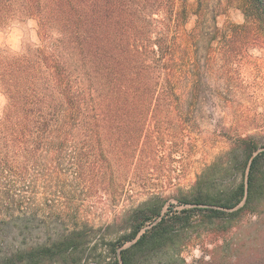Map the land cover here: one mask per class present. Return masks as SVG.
<instances>
[{"label": "trees", "instance_id": "obj_1", "mask_svg": "<svg viewBox=\"0 0 264 264\" xmlns=\"http://www.w3.org/2000/svg\"><path fill=\"white\" fill-rule=\"evenodd\" d=\"M247 2L242 25L219 28L215 17L206 35L207 57L215 49L226 50L227 38L264 36V0ZM15 17L36 22L38 42L18 52L0 50V89L7 97L0 118V238L5 251L0 264H77L85 252L88 223L43 246L13 250L7 237L32 238L34 223L45 213L79 214L63 191L47 190L45 202L37 203L36 182L104 179L108 157L95 150L103 132L117 129V118L127 135L121 162H142L150 160L149 153L157 154L166 134L159 127L151 132L145 121L158 120L173 112L172 105L193 102L199 94L194 66L177 58L186 8L178 0H0V23ZM198 31L197 24L189 35L195 47L202 37ZM256 151L249 137H240L237 146L202 170L184 202L203 206L192 210L215 217L241 215L256 199L264 161V151L253 156ZM67 152L72 153L68 159L63 156ZM141 171L126 173L128 179L115 194L137 192L146 199L121 214L124 233L109 243L112 259L94 264H137L165 246L176 221L192 212L162 215L165 195L151 191ZM227 177L226 184L216 185ZM56 193H63L65 201L52 206L49 197Z\"/></svg>", "mask_w": 264, "mask_h": 264}, {"label": "rangeland", "instance_id": "obj_2", "mask_svg": "<svg viewBox=\"0 0 264 264\" xmlns=\"http://www.w3.org/2000/svg\"><path fill=\"white\" fill-rule=\"evenodd\" d=\"M247 4V0H178V6L186 8L187 19L177 34V58L187 67L194 66L199 79L198 97L193 102L172 105L173 112L158 120L149 117L145 121L151 132L159 127L166 134L157 154L149 153L150 160L121 162V147L127 135L122 129L123 121L117 118V129L103 132L101 145L95 150L108 157L109 164L103 166L104 179L88 183L39 179L35 187L37 203L45 202L47 190L63 191L75 201L79 214L40 215L33 225L32 238L22 241L15 235L7 237L13 250L55 242L88 223L82 241L86 243L85 252L79 255L77 264L109 261L113 257L109 243L124 233L121 214L146 199L137 192L131 196L124 193L119 196L115 192L128 179L126 173L140 168L143 170L140 178L151 191L165 195L160 201L162 215L192 212L176 221L171 240L165 246L148 252L137 264H264V161L259 168L256 199L237 217H215L193 211L204 207L183 200L202 170L237 146L240 137H249L257 147L253 156L264 151V36H233L227 38L226 50L215 49L208 57L205 51L206 35L212 30L215 17L219 28L242 25ZM12 23L23 26L22 39L15 51L7 44V31ZM197 24L202 37L195 47L189 35ZM0 35L5 37L0 42L3 51L18 52L23 45L38 42L36 22L22 17L2 21ZM6 105L7 97L0 89V118ZM70 155L67 152L63 156L68 159ZM238 167L240 181L242 165ZM229 178L215 184H226ZM63 193L49 197L52 206L65 201ZM4 254L0 238V258Z\"/></svg>", "mask_w": 264, "mask_h": 264}, {"label": "clouds", "instance_id": "obj_3", "mask_svg": "<svg viewBox=\"0 0 264 264\" xmlns=\"http://www.w3.org/2000/svg\"><path fill=\"white\" fill-rule=\"evenodd\" d=\"M23 26L17 23H12L7 31V44L13 50H17L22 39ZM5 39L3 35H0V42Z\"/></svg>", "mask_w": 264, "mask_h": 264}]
</instances>
